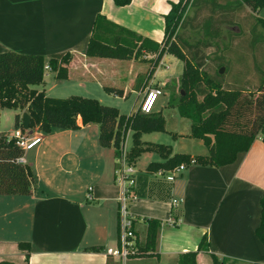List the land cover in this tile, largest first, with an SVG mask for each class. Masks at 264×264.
Returning a JSON list of instances; mask_svg holds the SVG:
<instances>
[{
  "label": "crops",
  "instance_id": "1",
  "mask_svg": "<svg viewBox=\"0 0 264 264\" xmlns=\"http://www.w3.org/2000/svg\"><path fill=\"white\" fill-rule=\"evenodd\" d=\"M177 1L132 0L120 7L113 0H0V53L44 55L48 66L51 55L70 52L73 58L67 66V79L59 80L56 72L46 70L43 82L34 86L48 96L77 95L114 107L120 105L115 103L118 99L134 97L141 103L152 87H160L161 96H171L184 71V62L176 56L165 53L152 77L147 78L149 63L145 60L154 58L152 53L126 60L89 57L86 49L98 14L138 36L161 43L164 15ZM104 86L118 88L122 93H109ZM57 87L64 95L53 93ZM14 111L11 127L0 124V133L19 128ZM23 113L20 112L21 122ZM77 126L53 127L50 132L36 126L25 131L27 135L41 136L42 140L22 155L33 176L30 193L0 194V262L120 263L106 253L107 248L121 244L122 188L116 181V150L114 146L100 145L99 124L84 125L78 117ZM176 129L180 127H166L168 139L152 138L163 132L144 133L142 141L168 145L172 154H207V148L198 139L197 151L192 146L187 148L183 139L190 131ZM174 133L181 136L174 137ZM132 135L129 131L126 137L128 149L132 147ZM155 153L157 157H152L143 171L135 167L136 185L126 204L135 218L139 243L147 235L144 218L161 220L155 253L146 258L131 256L127 264H142L146 259L154 264H176L180 254L197 250L204 234L211 252L221 260L264 264V245L256 233L262 221L260 201L264 196L263 140L257 138L231 164L186 166L172 182L147 172L150 162L163 160ZM131 163L134 165L135 160ZM171 220L177 223L174 225ZM22 242L29 244V251L20 247ZM197 264L214 262L201 251Z\"/></svg>",
  "mask_w": 264,
  "mask_h": 264
},
{
  "label": "trees",
  "instance_id": "2",
  "mask_svg": "<svg viewBox=\"0 0 264 264\" xmlns=\"http://www.w3.org/2000/svg\"><path fill=\"white\" fill-rule=\"evenodd\" d=\"M113 1L120 7L132 2V0ZM201 1L179 0L171 4L170 10L164 15V37L161 43L138 36L135 32L98 14L88 41L86 55L129 60L139 59L146 52L152 53L155 57L145 60L149 63L147 78L152 77L165 53L181 59L184 62V71L180 79V89L184 90V95L181 91L177 98L172 93L170 105L175 104L180 116L190 120L191 133L187 136L202 140L207 148V154L191 155L180 152L172 154L168 145L145 144L142 141L144 133L166 131L165 118L161 112L143 114L137 110L126 115L120 113L116 107L101 103L95 98L77 95L56 98L46 95L44 91H38L34 86L43 82L47 66L46 57L40 54L0 53V110L4 108L16 110L15 124L19 127H21L20 112H28L31 116L30 129L38 126L44 132H50L53 127L76 128L78 117L82 118L84 125L97 123L100 128V145L114 146L117 156L128 132L132 131L130 162L143 152L152 149L163 158L162 161H152L148 164L146 170L149 173L161 170L166 174L181 164L221 167L235 162L238 154L247 151L257 138L264 142V72L257 71L261 79L256 96L253 93L245 94V91L251 92L250 84H246V81L242 85L229 83L233 85L230 87L223 80L227 70L224 65L227 62L221 59L217 76H211L204 70V57H190L188 52H185L180 44L179 31L188 21L191 8L202 10L212 7V12L215 13L225 10L224 19L220 21L223 22L231 14L235 16L238 8L245 7L249 13L248 18L252 20L251 17L264 9V0H204L199 5ZM195 5L198 7H194ZM256 17L257 22L253 19L254 24L252 23L250 34L256 31L259 25L264 29V18ZM210 19L205 20L207 26L214 22ZM229 20L231 22L233 19L229 18ZM257 53L264 54V49ZM72 58L70 52L53 54L49 57L48 67L56 72L57 79H67V66ZM222 68L223 72H220ZM104 89L109 93H122L120 89L111 86H104ZM176 98L177 103L174 102ZM23 131L27 130L23 129ZM6 135L7 132L0 133V194L30 193L33 177L30 167L18 162L24 151L13 141L8 142ZM173 136L181 135L174 133ZM260 202L262 221L256 233L264 245V196ZM132 217L135 222L134 216ZM144 219L148 224L146 239L143 243H139L136 235V252L132 257L146 258L154 256L155 253L161 220ZM19 245L29 251L28 243L22 242ZM201 251L209 254L214 264H236L235 260L226 258L221 260L211 252L207 234L201 236L197 250L180 254L176 264H197V256ZM0 264L13 263L1 261ZM109 264L121 263L110 261Z\"/></svg>",
  "mask_w": 264,
  "mask_h": 264
},
{
  "label": "rangeland",
  "instance_id": "3",
  "mask_svg": "<svg viewBox=\"0 0 264 264\" xmlns=\"http://www.w3.org/2000/svg\"><path fill=\"white\" fill-rule=\"evenodd\" d=\"M203 1L204 0H202L199 5H201ZM194 7L197 8L198 6L195 5ZM224 11L225 10H221L219 13H215L212 12V7L203 8L202 10H196L195 8L189 9L188 21L179 31L180 44L184 47L185 52H188L187 54H189L190 57L195 56L196 58H205L204 70H206L211 76H217L219 65L222 63L221 59H223L225 63L227 62L224 65L227 69L223 77L225 83L242 85L246 81V84H250L251 92L245 91V94L250 95V93H253L255 94L254 96H256L257 88L260 86L261 79V76L257 71L264 72V54L257 53L259 50L264 49V29L259 25L256 31L252 34L250 33L254 20L257 22L256 16L264 18V9L256 16L251 17L252 20H250L247 16V14H249L247 9L245 7H240L236 10L235 16L231 14L230 17H226V20L220 22L224 19ZM208 18H211L210 20H213L214 22L209 23L207 26L206 21ZM229 18H232L233 20L230 22ZM229 86L233 87V85L230 84ZM236 87L243 88V86ZM60 90L62 89L57 87L53 93L56 95H64L62 92H59ZM181 91L180 83H178L175 89V96L177 98ZM52 97L67 98L70 96ZM177 98L174 101L175 103L178 101ZM198 98L201 99L200 97ZM170 100L171 97L169 94L161 96L155 105L154 111L164 114L165 129L166 127H180V129H176V131L186 132L188 130L190 131L188 133L189 135L191 133L190 120L180 117L175 104L172 106L170 105ZM115 103L120 104L119 106H115L120 113L128 115L131 112L133 113L138 110L140 100H136L132 97L127 100H115ZM14 113L15 111L13 109H1V127H11ZM158 132L163 133H157V135H153L152 138L168 139V133H165L164 131ZM190 139L191 137L185 136L183 141L187 142V148L192 146V150L197 151L198 142H200L198 140L200 139L197 140L193 138L195 139L194 142H191ZM129 145L130 143L128 139L126 140V147ZM157 155L158 154H156L155 151H145L135 159L134 165L138 170L143 171L146 163L153 160L152 157H157ZM141 237L143 238V233L141 234ZM141 263L154 264V261L146 259Z\"/></svg>",
  "mask_w": 264,
  "mask_h": 264
},
{
  "label": "built area",
  "instance_id": "4",
  "mask_svg": "<svg viewBox=\"0 0 264 264\" xmlns=\"http://www.w3.org/2000/svg\"><path fill=\"white\" fill-rule=\"evenodd\" d=\"M50 70L48 66L45 67V71ZM163 94L160 87H152L148 89L139 104L138 110L143 114H150L154 110L159 96ZM7 141H13L23 151L30 150L41 143L42 137L37 135H27L21 127L13 130L6 135ZM18 162L24 164L22 156L18 158ZM186 165L181 164L165 174L164 171L156 172L158 175L164 176L168 181H174L177 174L183 171ZM116 181L122 188V208H121V244L114 248H107V255L114 257L121 264H127L128 259L136 252L135 242L136 234L134 230V222L132 215L127 210V201L129 199V193L136 185L137 170L135 166L129 160V149L124 142L119 148V155L117 156L116 166ZM173 204L176 205L177 201L173 200ZM172 224H176L175 221H170Z\"/></svg>",
  "mask_w": 264,
  "mask_h": 264
},
{
  "label": "water",
  "instance_id": "5",
  "mask_svg": "<svg viewBox=\"0 0 264 264\" xmlns=\"http://www.w3.org/2000/svg\"><path fill=\"white\" fill-rule=\"evenodd\" d=\"M220 72H223V68L221 69ZM182 95H184V92L182 91ZM22 127L24 130H28L30 128V124H31V116L25 112L22 114Z\"/></svg>",
  "mask_w": 264,
  "mask_h": 264
}]
</instances>
